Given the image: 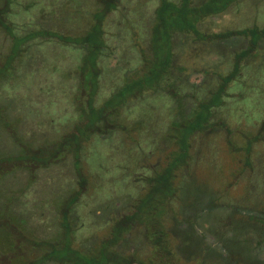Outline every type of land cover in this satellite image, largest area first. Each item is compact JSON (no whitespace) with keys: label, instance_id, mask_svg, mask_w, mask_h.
Masks as SVG:
<instances>
[{"label":"rangeland","instance_id":"rangeland-1","mask_svg":"<svg viewBox=\"0 0 264 264\" xmlns=\"http://www.w3.org/2000/svg\"><path fill=\"white\" fill-rule=\"evenodd\" d=\"M45 1L58 2L63 17L74 20L55 27L65 33H77L93 11L92 40L78 47L38 37L24 45L23 37H11L13 28L3 29L5 23L12 27L13 5L0 0V264H41L42 252L55 254L60 244L96 242L129 205L136 209L148 199L151 211L115 245L135 264H263L264 39L240 61L225 102L209 110L219 101L217 75L232 70L244 37L207 40L179 29L190 11L174 8L179 0H118L103 21L97 19L103 0ZM191 1L210 8L226 0ZM252 24L264 26V0H230L197 29ZM138 53L143 60L135 63ZM168 63L175 73L160 75ZM73 69L79 72L68 74ZM176 73L188 87L208 80L216 87L173 120L160 91L170 90ZM96 86L93 103L104 99L101 119L85 103ZM146 94L150 98L139 106ZM125 100L131 101L120 106ZM100 122L127 131L99 136L91 128ZM26 148L37 151L28 174L17 162L33 161ZM81 246L79 255L86 252Z\"/></svg>","mask_w":264,"mask_h":264},{"label":"trees","instance_id":"trees-1","mask_svg":"<svg viewBox=\"0 0 264 264\" xmlns=\"http://www.w3.org/2000/svg\"><path fill=\"white\" fill-rule=\"evenodd\" d=\"M95 1L96 3L98 2V0H92ZM103 8H102V13L97 17V19L102 18L101 20L103 21V18L107 15H105L106 13L108 14L110 11H112L113 9H115L117 7V5L119 4L118 0H103ZM165 2L171 3L173 4V2L171 1H167V0H163ZM10 4L13 5V7L10 6V14L8 15V18L10 19V23L11 26L10 27L8 25V23L3 24V29L4 30H10V28H13L14 33L11 34V37H18L21 38L23 37V39L25 40L24 45H26V43L29 40H34L38 37H41L40 39L42 40H49L50 38H56L59 42L64 43L65 45H75V46H87L88 45V41L92 40V37L89 38L91 35L88 34V30L90 28V25L92 23L93 20V15L91 11V15L88 16L89 18V23H85L88 21H83L82 23V28L78 30L77 33L73 34V33H65L62 32L58 29H55V27H58L60 24H63L64 20H70V21H74L71 20L70 17H68V19L63 17V14L61 13V10H59L58 7V2L55 1V4H53L54 6H52L50 1H45V0H10ZM180 4L182 2L181 5L177 6L174 5V8L179 9V12H185V10H190L187 11V25H183V27L179 28V29H185L187 31H193L195 32V34L197 35L198 38L201 39H207V40H211L213 38L216 39H223V38H228L232 35H240L242 37H244L246 39V44L244 47H241L240 49H238V51H234V55L232 57V70H227L225 71V73H218V77L215 80V83L217 84V88L219 89V98H218V102L214 103L216 105H213V102H210L208 105V109L210 110L211 107H220L224 102L225 99L222 98V96H227L228 92H227V87L229 86L230 82H232L233 80L237 81V75L238 72L240 70L241 64L240 61H243L247 58V55L249 53H254L256 51V49L258 48V46L260 45V41L264 39V26H259L257 24H252L250 26H244L242 28H238V29H233V30H225V31H221V32H203L197 29V23L202 20L203 18H205L208 15H211L213 13H217L219 11H221L222 9H224L229 3L230 0H226L224 3H222L221 5H217L214 7H210V8H203V3H199V4H193L192 5V1L191 0H179ZM175 3V2H174ZM184 3V5H183ZM25 8V12L23 13L21 10V7ZM161 8L162 9V1H159L158 5L155 6L154 8V14L156 16H158V9ZM199 9L201 11H196V9ZM202 8V9H201ZM93 9V7H91V10ZM4 10V8H3ZM7 11V10H6ZM14 11V14H13ZM90 13V12H89ZM157 13V14H156ZM105 15V16H104ZM1 23V21H0ZM59 23V24H58ZM60 27V26H59ZM100 28V27H99ZM87 32V33H86ZM103 33V32H101ZM100 33V34H101ZM190 33V32H189ZM77 34H82L80 35L81 37L78 36H70V35H77ZM79 42L83 43V45H78ZM262 42V41H261ZM101 44L98 46V50H101ZM9 54V53H8ZM5 54L3 56V58H5L6 55ZM137 60L135 61V63H139V61H142L143 58L141 57V54L138 53L137 56ZM2 58V59H3ZM173 65V64H172ZM171 63L165 65L164 67V71L163 73H160V75L168 73L171 71V74L175 73L174 69ZM170 67H172L170 69ZM77 68V67H76ZM76 71L78 70H71L70 72H68V74H75ZM74 72V73H73ZM79 72V71H78ZM159 75V76H160ZM81 75L79 77L78 80H80ZM174 78V76H173ZM210 78V77H209ZM208 82V83H207ZM207 82H204L203 84H201V86L197 85L196 88L194 89L193 87H188L186 86V84L184 83V80L181 79L179 77V74L176 73L173 84L170 87V90L168 89L167 91H164L165 89H162L160 91V93L162 94V96H168L167 98V102H168V107L170 108V110L172 111V118L173 120H176V118H178L179 115H181V112H183V110H188L191 107H195L193 106L196 103L197 99H200L199 101H202L201 99L203 98H208V96H211V89L210 87L214 88L216 87L215 83H210L209 80ZM77 84V89L78 90H82L81 85L83 84L82 80H80ZM169 87V86H168ZM202 87L203 90H200V88ZM204 87L206 89H204ZM93 88V87H92ZM91 89H88V93H87V97L85 99V103L86 104V109H88L89 111H91V113L97 114L98 118L103 117V113L100 110L101 107H103V102L104 99L101 101V103L99 104H94V97L95 94L97 93V89L98 86H96L94 89V91L92 92ZM116 88V85H115ZM110 90V92L108 93V95H106V97H108L110 99V96L112 95V93L114 92V89ZM216 88V89H217ZM202 91V92H201ZM199 92V93H198ZM198 93V95H197ZM221 95V96H220ZM148 95L146 94L145 98ZM107 98V101L109 100ZM148 98H150L149 96L143 100L144 98H140L138 100L139 102V106H141L140 104L142 102H145ZM195 98H197L195 100ZM76 100V99H74ZM78 100V98H77ZM128 101L131 100H125L124 102H118V104L121 106L126 105V103ZM191 103H193V105H191ZM78 105L77 103H75L74 101V106ZM137 106V105H136ZM134 106V107H136ZM182 109V110H181ZM213 110L209 111V115L210 113H212ZM184 114V113H183ZM131 115V113L129 114ZM97 119V118H96ZM180 119V118H178ZM108 126H104L103 124H101L100 122V126L97 127L98 125H92L91 131H96V133L99 134V136H101L102 132L107 135H111L113 134L115 131H127L124 128L123 129H119L117 128L115 125H109L107 123ZM109 129V130H108ZM27 132V131H26ZM161 135H166V134H161ZM103 136V135H102ZM105 136V135H104ZM176 136V134H174L173 136L170 135V138H174ZM29 138V137H27ZM19 144L22 146V142L21 139H19ZM168 141V140H167ZM163 142H166L165 140H163ZM170 142H168V144H166V147L169 145ZM24 145V144H23ZM76 147V145H73ZM175 150V149H174ZM36 152L34 150V148H26L24 151V154L28 155L32 158H34L36 155ZM76 152V148H74L73 150V162H74V166L76 167L75 169L80 170V168L78 169V162L79 159L75 154ZM37 157V156H36ZM28 159V158H27ZM33 161L28 162L27 164H22L21 160H17L19 166H21L23 169L24 168H28L26 173H30L31 172V167H32V162L35 164L37 160L32 159ZM43 167V168H42ZM40 169H46L48 170L49 168L47 166H41L39 167ZM76 171V170H75ZM76 171V172H77ZM80 177V175H79ZM82 179V177H81ZM82 181L84 182V180L82 179ZM82 181L78 180V183L80 182L81 186H82ZM28 183V182H27ZM29 183L27 184L28 187ZM77 194L74 195V201L77 200ZM152 200V199H151ZM149 199L143 202V204L140 207H137L136 209H131L130 205L127 208V211H123L122 214H120L119 216H116L114 218V221H112V225L108 231V233L104 234L100 240H96V242H92L91 244L89 242H87L85 239H82L78 242V244L76 246L72 245L71 242H69L68 244H65L64 247L60 245H58L55 249H53L52 251L55 252V254H52L51 251L49 250L42 252L43 254V258L41 259L40 263L43 264L48 260H53V264H62L63 262H65L64 259L65 255L68 256V260H70L71 264H132L133 259L130 258L129 255H124L123 253H121L120 251H118V249L115 247L116 244H118L119 242L121 243V241L123 240V236L125 234V232L128 231V229L132 226L133 222L138 219L141 218L142 214H145L147 212H150L152 209V205L150 206V208H146L145 205L147 203H149ZM132 203V202H131ZM130 203V204H131ZM155 204V203H154ZM135 210V211H134ZM74 239H76V237H73V242ZM99 242L97 245L96 243ZM82 245V246H81ZM81 246L80 249H85L84 251H86L85 253H82V255L77 254V249ZM64 251L67 252L66 254H64ZM59 252V254L57 253ZM70 257H72L70 259ZM30 264H35V263H30ZM39 264V263H38ZM141 264V263H140ZM151 264V263H149ZM264 264V263H263Z\"/></svg>","mask_w":264,"mask_h":264},{"label":"flooded vegetation","instance_id":"flooded-vegetation-1","mask_svg":"<svg viewBox=\"0 0 264 264\" xmlns=\"http://www.w3.org/2000/svg\"><path fill=\"white\" fill-rule=\"evenodd\" d=\"M137 261H132V264H135Z\"/></svg>","mask_w":264,"mask_h":264}]
</instances>
